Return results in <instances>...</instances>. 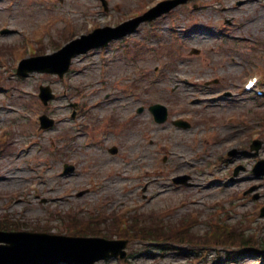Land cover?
<instances>
[{"label":"rangeland","instance_id":"1","mask_svg":"<svg viewBox=\"0 0 264 264\" xmlns=\"http://www.w3.org/2000/svg\"><path fill=\"white\" fill-rule=\"evenodd\" d=\"M104 1L106 8L103 0H0V32L10 31L0 33V225L119 239L114 228L119 217L131 234L135 218L149 227L161 220L168 226L196 214L195 221L188 220L190 245L126 234L128 258L96 264H264V177L253 173L258 160L264 161V96L252 100L242 89L241 95L224 93L249 68L262 75L264 88V0H189L106 48L78 55L63 79L17 74L24 59L52 54L96 27H116L163 0ZM44 22L50 29L37 47L40 40L30 34ZM23 44L25 49L14 50ZM41 86L55 95L46 106ZM215 96L229 99L211 106ZM155 104L169 109L166 124L154 121L149 107ZM215 110L254 126L263 143L258 158L251 134L228 139L225 133L234 123L212 124ZM42 115L53 119L54 127L41 129ZM180 117L192 128L172 127ZM112 147L118 148L116 155L109 152ZM66 164L75 172L65 174ZM235 166H242L241 172L228 184ZM183 175L196 185L174 186L172 179ZM255 186L258 200L253 193L244 195ZM93 219H99L96 225L89 223ZM215 230V236L230 232L235 244L212 243ZM159 231L163 235L164 227ZM186 233L179 228L170 234ZM242 240L253 248L241 246Z\"/></svg>","mask_w":264,"mask_h":264},{"label":"water","instance_id":"2","mask_svg":"<svg viewBox=\"0 0 264 264\" xmlns=\"http://www.w3.org/2000/svg\"><path fill=\"white\" fill-rule=\"evenodd\" d=\"M187 1L173 0L161 3L143 17L124 23L117 28L98 29L89 36L72 42L52 56L32 59V61L25 60L19 69V74L27 76L29 72L38 71L58 74L63 77L69 70L72 59L77 55L86 53L93 48L106 46L109 42L134 32L142 22L153 20ZM32 62L37 64L28 67L27 65ZM41 99L45 104L54 99L49 87L41 88ZM150 110L157 123H164L168 119L166 107L155 105ZM53 124L54 122L46 116L42 118L44 128H49ZM175 124L183 128L188 127L187 123L183 122H175ZM259 146L260 144L257 143L255 148L259 149ZM111 152L116 153L117 149L114 148ZM73 170L74 167H68L66 172ZM255 173L258 176H264V161L257 165ZM186 179L187 177H184L179 180ZM262 216H264V208ZM127 243V241L104 238H75L46 233L0 231V264H95L100 260L112 257L125 258L124 249Z\"/></svg>","mask_w":264,"mask_h":264},{"label":"trees","instance_id":"3","mask_svg":"<svg viewBox=\"0 0 264 264\" xmlns=\"http://www.w3.org/2000/svg\"><path fill=\"white\" fill-rule=\"evenodd\" d=\"M156 224L157 225H155V226L149 227V226H141V225H137V224L133 223V225H132L133 230H132L131 234H130L129 231H126L124 229H120V226L118 225V227H117L118 228V232H119L118 236L121 237V238L127 239V238H129V237H127V235H129V234L130 235L134 234L135 237L142 236L141 234H144L146 237H149V238H154L155 237V239L161 238V239L166 240V241H174V242H178L179 241L180 243L189 242V241L186 240V238L189 239L190 236H187V235L186 236H178L177 235V236L173 237L170 234L173 231V228L176 230L179 227L172 226L173 224H171L170 226L165 227L164 228L165 229V233L163 235H160L159 229L162 226L158 225L159 223H156ZM161 225H163V224H161ZM93 232H97V231L93 230ZM98 233L99 232H97V234ZM219 239L223 240L222 244H235V242H236L235 239H237V238H234V236L232 237L231 235L230 236H220L219 238L214 239L213 242H218ZM242 242L245 243L244 240H242Z\"/></svg>","mask_w":264,"mask_h":264},{"label":"flooded vegetation","instance_id":"4","mask_svg":"<svg viewBox=\"0 0 264 264\" xmlns=\"http://www.w3.org/2000/svg\"><path fill=\"white\" fill-rule=\"evenodd\" d=\"M240 82V80H239ZM239 82H236L237 86H239ZM236 84H233L234 86H236ZM226 96H230V95H226ZM234 132H238L235 128H228L226 131V135L230 134V133H234ZM229 140L226 139V142H228Z\"/></svg>","mask_w":264,"mask_h":264},{"label":"bare ground","instance_id":"5","mask_svg":"<svg viewBox=\"0 0 264 264\" xmlns=\"http://www.w3.org/2000/svg\"><path fill=\"white\" fill-rule=\"evenodd\" d=\"M1 47V46H0ZM198 101V100H197Z\"/></svg>","mask_w":264,"mask_h":264}]
</instances>
